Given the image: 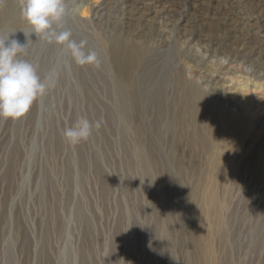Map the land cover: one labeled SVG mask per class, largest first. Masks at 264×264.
I'll use <instances>...</instances> for the list:
<instances>
[{"label":"rangeland","instance_id":"1","mask_svg":"<svg viewBox=\"0 0 264 264\" xmlns=\"http://www.w3.org/2000/svg\"><path fill=\"white\" fill-rule=\"evenodd\" d=\"M66 3V30L88 41L101 67L72 63L68 72L61 64L56 87L26 117L0 119V264H264V127L244 138L236 122L214 123L220 107L210 113L183 102L222 63L264 84V21L261 30L250 26L252 0ZM19 5L3 0L0 15L20 17ZM98 16L129 22L126 42L142 48L138 78L151 82L132 108L138 123L117 116L120 28ZM20 27L10 30L24 43L30 28ZM31 39L19 58L37 65L41 79L58 60L70 61ZM238 48L245 62L230 57ZM82 117L103 123L69 146L63 132Z\"/></svg>","mask_w":264,"mask_h":264},{"label":"bare ground","instance_id":"2","mask_svg":"<svg viewBox=\"0 0 264 264\" xmlns=\"http://www.w3.org/2000/svg\"><path fill=\"white\" fill-rule=\"evenodd\" d=\"M87 1L83 0V2L85 3H87ZM18 2H21V1L20 0H4V5L13 7V3H18ZM125 3L126 2H123V4ZM20 6L21 5H19V7ZM250 9H251V15L255 16L256 18L255 23L251 22L253 25L250 24V26L251 27L259 26L258 30H261L262 29L261 27L263 26L262 23L264 21V6L259 2V0L257 1L252 0ZM17 16H14V18L11 19L10 17H6V16L2 17L0 15V18L4 20L3 23L4 25H7L6 27H9V29H15L17 27L19 28L20 26L26 24V21L22 15V12H21L20 17L17 18ZM102 20L103 19L101 18H99L98 20V23L102 26L115 25V26H119L120 28L118 32L121 37L118 40V45L115 44L114 49H113V55H112V69H113L112 95L115 98V103L119 105V108L117 110V116L121 120L125 121L126 123L128 122V120L130 122L135 121V123H138V120L134 116L132 108L142 106V103L144 101L143 97L146 96V94L144 93L147 90L149 91L148 84L151 82L149 80L146 81L145 77L143 76L144 84H142L138 78V74L141 71V70L139 71L140 69L139 66H140V58L143 55L142 48L140 47V44L134 43L133 41L130 43L126 42L128 41L127 38L129 37L128 35L131 32L127 30L129 22H125L121 18H117V19L110 18L108 19L109 21L107 20L106 22H101ZM242 25H244V21ZM151 35H152L150 38L151 42L153 41V43H156V45H158L157 41L160 40V38L156 39L152 33ZM74 40L77 43H79L83 39L80 37H77ZM89 45L87 44V50H93L91 49L92 46L90 45L91 47H89ZM206 51L209 53V55H214V56L223 54L222 51H219L218 49H210L209 47L206 48ZM227 56H230V55H227ZM230 57L241 59L243 61L246 60V54L245 52L243 53L242 49L240 48H238V50H235V52L233 53V56L231 55ZM201 64H202V61H201ZM229 73H231L230 76H228ZM235 73L237 74V71L233 69L232 66H228V64L225 65L223 63L221 64L220 67L215 69L214 73L213 72L211 73L209 69V73H206L203 76L204 85H200L199 88L193 87L190 92V96H187V95L184 96L183 102L185 103L191 102L197 106L204 105L210 109V113L214 111L215 106H218L221 109L216 111L218 119L214 117L213 118L214 123L220 122V124L224 126L228 122L229 123L236 122L237 129H238V131L236 130V134H240L244 138H247V137L252 138L255 136L257 137L258 135H260L258 133V129L259 128L263 129L264 127V84L254 82L251 78L247 77V75L246 76L239 75L240 72L238 73V75H236ZM147 78L148 77H146V79ZM175 79H178L181 83H184L183 76L180 74L175 73L174 80ZM165 80L166 81H164L163 79V82L161 80L162 83L160 82L157 83L158 86L159 87H164L165 85L167 86L170 79L167 76ZM186 89H190V87L186 86L185 90ZM222 104L226 105V107L221 106ZM189 136L190 135H188L187 138H189ZM191 137H194V135H191ZM232 141L233 139H231L229 142H232Z\"/></svg>","mask_w":264,"mask_h":264},{"label":"clouds","instance_id":"3","mask_svg":"<svg viewBox=\"0 0 264 264\" xmlns=\"http://www.w3.org/2000/svg\"><path fill=\"white\" fill-rule=\"evenodd\" d=\"M21 12L30 28V31L21 32L24 43L19 34L0 28V119L3 120L19 121L26 117L34 104L41 102L56 87L61 64L68 72L72 63L81 68L101 67L98 54L87 50V41L77 43L72 39V32L66 30L64 21L69 12L66 0H21ZM33 35L60 48L70 61L58 60L41 79L37 65L19 58L20 54L27 55V45ZM102 123L79 118L71 127L65 128L63 139L73 147L87 142L93 130L98 131Z\"/></svg>","mask_w":264,"mask_h":264}]
</instances>
